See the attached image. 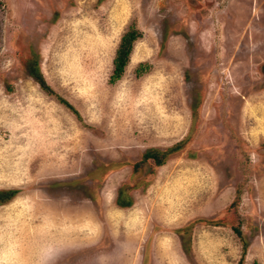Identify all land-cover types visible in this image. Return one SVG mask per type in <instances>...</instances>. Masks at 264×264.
I'll return each mask as SVG.
<instances>
[{
	"label": "rangeland",
	"instance_id": "374dc122",
	"mask_svg": "<svg viewBox=\"0 0 264 264\" xmlns=\"http://www.w3.org/2000/svg\"><path fill=\"white\" fill-rule=\"evenodd\" d=\"M2 196L0 264H264V0H0Z\"/></svg>",
	"mask_w": 264,
	"mask_h": 264
},
{
	"label": "trees",
	"instance_id": "16d2710c",
	"mask_svg": "<svg viewBox=\"0 0 264 264\" xmlns=\"http://www.w3.org/2000/svg\"><path fill=\"white\" fill-rule=\"evenodd\" d=\"M136 36H137V34H136V31H134V30L128 31L123 35L120 46L117 50V55L115 57V68H114V73H113L112 79H116V78L121 76V73L124 70V66L128 62L129 53L131 52L132 44H133V41L135 40ZM32 73H33L35 79L40 83L41 87H43L47 91L51 92L49 85L47 84L44 76L40 73V71L36 68H32ZM176 148H179V147H176ZM165 157H166V153L163 151H159V150H155L152 152L148 151L146 153V158L154 159L156 164H158V165H161L164 162ZM12 194H13V192H10L8 194V196H10ZM5 199L6 198L2 196V198L0 200H5ZM118 202L121 206L131 205V201H129V200L128 201L118 200ZM241 262L242 261L240 260V262L238 264H241Z\"/></svg>",
	"mask_w": 264,
	"mask_h": 264
},
{
	"label": "bare ground",
	"instance_id": "6f19581e",
	"mask_svg": "<svg viewBox=\"0 0 264 264\" xmlns=\"http://www.w3.org/2000/svg\"><path fill=\"white\" fill-rule=\"evenodd\" d=\"M12 254H13V252H11V254L9 255V259L10 260H13V255Z\"/></svg>",
	"mask_w": 264,
	"mask_h": 264
}]
</instances>
